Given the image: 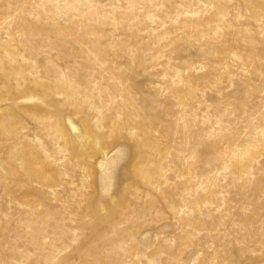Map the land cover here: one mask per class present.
Instances as JSON below:
<instances>
[{
  "label": "rangeland",
  "instance_id": "374dc122",
  "mask_svg": "<svg viewBox=\"0 0 264 264\" xmlns=\"http://www.w3.org/2000/svg\"><path fill=\"white\" fill-rule=\"evenodd\" d=\"M0 264H264V0H0Z\"/></svg>",
  "mask_w": 264,
  "mask_h": 264
}]
</instances>
